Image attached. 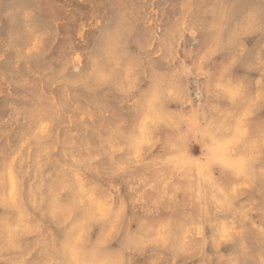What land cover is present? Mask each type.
Wrapping results in <instances>:
<instances>
[{"label":"rangeland","instance_id":"obj_1","mask_svg":"<svg viewBox=\"0 0 264 264\" xmlns=\"http://www.w3.org/2000/svg\"><path fill=\"white\" fill-rule=\"evenodd\" d=\"M0 264H264V0H0Z\"/></svg>","mask_w":264,"mask_h":264},{"label":"bare ground","instance_id":"obj_2","mask_svg":"<svg viewBox=\"0 0 264 264\" xmlns=\"http://www.w3.org/2000/svg\"><path fill=\"white\" fill-rule=\"evenodd\" d=\"M156 96V95H155ZM157 98V97H156Z\"/></svg>","mask_w":264,"mask_h":264}]
</instances>
